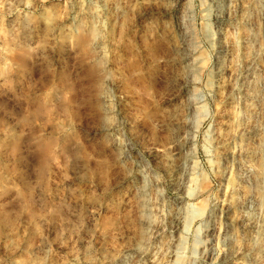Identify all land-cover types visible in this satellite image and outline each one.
Listing matches in <instances>:
<instances>
[{
    "label": "rangeland",
    "instance_id": "1",
    "mask_svg": "<svg viewBox=\"0 0 264 264\" xmlns=\"http://www.w3.org/2000/svg\"><path fill=\"white\" fill-rule=\"evenodd\" d=\"M261 160L264 0H0V264H264Z\"/></svg>",
    "mask_w": 264,
    "mask_h": 264
},
{
    "label": "clouds",
    "instance_id": "2",
    "mask_svg": "<svg viewBox=\"0 0 264 264\" xmlns=\"http://www.w3.org/2000/svg\"><path fill=\"white\" fill-rule=\"evenodd\" d=\"M117 131L120 132L121 136L124 135L123 131L120 130L119 128L117 129ZM136 147L137 146H136V144L134 143V141L132 139H129V138L125 137L124 143L121 145V150H122V152L128 153L130 155L132 151L136 150ZM201 231H202L201 228H198L196 230L197 237H199ZM200 243H203V241H201ZM196 246L198 247L199 244H197ZM193 255H195V253H193Z\"/></svg>",
    "mask_w": 264,
    "mask_h": 264
},
{
    "label": "bare ground",
    "instance_id": "3",
    "mask_svg": "<svg viewBox=\"0 0 264 264\" xmlns=\"http://www.w3.org/2000/svg\"><path fill=\"white\" fill-rule=\"evenodd\" d=\"M260 162V161H259ZM259 167H260V174H259V177L257 178V183L260 181V179L262 178V177H264V160H261V162L259 163ZM262 173V174H261ZM257 183H256V185H257Z\"/></svg>",
    "mask_w": 264,
    "mask_h": 264
}]
</instances>
